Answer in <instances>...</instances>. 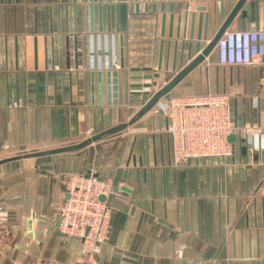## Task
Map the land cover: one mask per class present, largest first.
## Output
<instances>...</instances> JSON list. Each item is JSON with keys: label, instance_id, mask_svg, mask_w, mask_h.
I'll return each mask as SVG.
<instances>
[{"label": "crops", "instance_id": "obj_1", "mask_svg": "<svg viewBox=\"0 0 264 264\" xmlns=\"http://www.w3.org/2000/svg\"><path fill=\"white\" fill-rule=\"evenodd\" d=\"M236 1L103 0L100 17L93 0L90 31L89 0H0V159L10 152L23 155L74 145L88 130L94 134L130 119L147 99L131 86L146 80L132 76L152 73L141 70L150 67L160 73L158 86L164 84L197 53L189 28L195 35L199 27L206 29L211 37ZM185 12L188 32L183 37ZM251 27L264 28V0L243 2L227 29ZM109 30L123 35L117 105L107 103L105 71L100 97L98 71L85 67L86 33ZM74 33H84L78 40L83 49L78 68L73 58L65 60L67 36ZM208 91L229 97L233 153L176 167L161 105L171 96ZM253 133H258V149L251 147ZM89 171L121 192L110 200V233L97 264H264L262 58L249 67L227 66L212 51L126 129L79 149L1 163L0 204L9 210V220L0 242V264L34 259L87 264L79 253V238L50 224L57 202L66 197L67 174ZM180 242L187 247L177 258Z\"/></svg>", "mask_w": 264, "mask_h": 264}, {"label": "built area", "instance_id": "obj_2", "mask_svg": "<svg viewBox=\"0 0 264 264\" xmlns=\"http://www.w3.org/2000/svg\"><path fill=\"white\" fill-rule=\"evenodd\" d=\"M83 35L79 33L78 40ZM85 38L86 69L103 72L120 68L119 37L115 31L88 32ZM214 51L220 65L252 66L264 55V28L226 29L217 39ZM161 109L168 116L166 130L171 138L172 161L176 167H186L191 160L201 157L221 158L233 153V143L228 136L234 131L235 124L226 93L208 91L171 96ZM86 134L91 136V130ZM251 147L259 148L258 133L252 134ZM65 193L67 197L58 202L51 228L77 236L81 257L87 264H97L102 245L110 233V200L121 192L114 190L109 179L89 171L68 173ZM8 220L9 210L0 204V242L6 234ZM186 247L184 242L177 244V258L183 257ZM23 264L43 263L34 259Z\"/></svg>", "mask_w": 264, "mask_h": 264}, {"label": "water", "instance_id": "obj_3", "mask_svg": "<svg viewBox=\"0 0 264 264\" xmlns=\"http://www.w3.org/2000/svg\"><path fill=\"white\" fill-rule=\"evenodd\" d=\"M98 1V13L99 16L101 17L102 15V6H103V0H97ZM108 3H110L111 0H106ZM117 2H120L121 0H116ZM246 0H237L235 6L233 9L225 16L224 21L220 25V27L214 32V34L208 38L207 36V31L206 29L202 30L200 27L198 28L196 35L194 34L193 27L191 26L189 28V37L191 39H194L195 41V46L194 50L197 52L195 56H193L190 61L183 66L181 69L176 71L171 78L165 81L164 84L158 86L157 80L160 77V73L156 71V69H152L150 67H145L141 69L142 71H152V73H145L142 75H135L132 76V79H137V80H146L143 83L138 82L131 84L132 87H136L139 89H136V91H133L134 94L137 95H145L147 96L146 101L143 103V105L128 119L127 121H123L120 123H117L115 125H112L106 129H102L101 131L92 134L91 136L86 137L79 143H76L74 145H69V146H62L58 148H53L49 150H44V151H37V152H32V153H27L23 155H14V156H9V157H4L0 159V164L4 162H8L11 160H17L20 159L21 157H31V156H40L44 154H49V153H57V152H62V151H68L72 149H79L82 148L94 141H97L101 139L103 136L109 135V134H114L117 132H120L124 129H126L128 126L132 125L138 118L143 116L145 113H147L149 110H151L160 100L163 96L168 94L188 73H190L193 69H195L198 65H200L206 57L214 51V47L216 44L217 39L219 36L227 29L229 28L231 21L233 18L236 16L237 10L243 2ZM89 24H90V31H93V0H89ZM118 7V4H116V9ZM107 8L110 10V5H107ZM170 8H172L170 6ZM203 11V7L199 9ZM203 17V13L199 14V21ZM182 16H178V21L181 22ZM195 15L192 14V21H194ZM204 18H207V14L204 15ZM240 16H238V19ZM171 21H173V14L170 15ZM187 19H188V13L185 12L183 15V26H182V36L185 37L188 28H187ZM117 28V26H116ZM118 29V28H117ZM171 32V31H170ZM79 33H74L72 35L67 36V41L65 45V60L66 63L73 58L74 60V67L78 68L79 66V59L82 58L83 56V49L79 45V41L77 38V35ZM176 36L179 37L180 35V25H177L176 28ZM195 35V37H194ZM72 37V39H71ZM202 42H205V44L202 45ZM119 43H120V68L124 66V61H123V35H119ZM187 51H188V57L190 58L191 51H192V43L189 42L187 45ZM54 55V49L50 51V63L47 64V67H54V61H52V56ZM62 57V55H61ZM262 60L264 62V55L262 56ZM157 69H160V65H158ZM133 71H139L140 68H133ZM102 71L98 72V81H99V91H100V97L102 96V91H103V86H102ZM105 95L107 99V103L110 105H117L118 100V70L113 69V70H108L105 71ZM157 89H154V91H151L152 88L157 87ZM250 137H252L250 135ZM234 134H230L228 136V140L230 142L234 141ZM252 140V138H251ZM117 190V189H114ZM67 197V194H66ZM101 199H103V196H101Z\"/></svg>", "mask_w": 264, "mask_h": 264}, {"label": "rangeland", "instance_id": "obj_4", "mask_svg": "<svg viewBox=\"0 0 264 264\" xmlns=\"http://www.w3.org/2000/svg\"><path fill=\"white\" fill-rule=\"evenodd\" d=\"M84 135H85V137H87V134H84ZM9 156H14V153L13 152H10L9 154L6 153V155L4 157H9ZM57 204H58V202H57ZM57 204H56V207H57Z\"/></svg>", "mask_w": 264, "mask_h": 264}]
</instances>
